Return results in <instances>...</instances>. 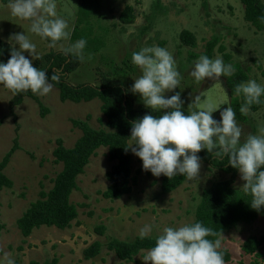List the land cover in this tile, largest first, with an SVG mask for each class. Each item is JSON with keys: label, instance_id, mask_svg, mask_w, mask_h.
<instances>
[{"label": "rangeland", "instance_id": "374dc122", "mask_svg": "<svg viewBox=\"0 0 264 264\" xmlns=\"http://www.w3.org/2000/svg\"><path fill=\"white\" fill-rule=\"evenodd\" d=\"M56 2L58 15L65 18L71 28L70 42L80 38L86 41L85 59L75 71L66 75V81L71 85H98L102 74H108L121 79L130 91L133 79L141 74L140 69L131 63L132 52L157 45L173 55L181 77L178 88L166 91L165 97L179 92L183 101L181 107L188 111L192 110L189 104L197 94L214 103L218 95L216 82L205 78L195 83L189 75L197 59L192 58L191 53H202L205 44L214 37L219 38V44L213 58L220 56L235 71L236 65H240L249 79L264 85V32L257 31L244 19L243 5L239 0H101L100 8L87 24L78 22L81 0ZM7 4L0 2L1 41L9 44L7 38L11 34L25 32L40 53L39 59H32L24 52L33 67L46 53L62 51L59 46L48 48L47 41H40L39 37L28 33V22L12 17ZM127 5L133 7L135 20L124 24L119 16ZM183 30L195 35V47L182 44L180 34ZM13 46L18 48V45ZM220 46L224 47V52L219 51ZM224 54H229L230 59L227 60ZM228 77L222 76L220 83L230 102L226 85ZM131 94L135 106L147 108L138 94ZM11 99V92L0 85V162L16 144L5 168L13 186L0 191V223L5 226L0 231V260L11 257L15 264H44L53 258L57 259V264H145L141 258L146 250L133 260L123 262L106 248V244L112 239H135L144 224L162 228L194 222L192 206L194 203L198 206L203 190L230 177V174L201 161L198 181H184L175 191L164 194L161 176L154 177L142 170L141 160L133 154L132 190L111 200L102 193L109 185L107 174L114 163L108 159L107 148L101 147L78 176L77 188L70 196L78 211L72 225L66 229L42 226L34 229L29 237H24L17 220L39 198L42 189H52L54 178L62 170V164L55 161L53 154L56 141L61 139L66 148H72L82 135L73 120H87L94 129H103L106 128V118L101 112L99 99L80 103L62 101L54 84L47 95H38L39 102L47 109L45 113L39 102L29 97L11 109ZM224 107L227 105H221L213 112L215 119H219V110ZM247 116V122L236 120L241 128V140L249 133L256 134L257 125L264 124V105L256 112L249 111ZM243 183L237 173L233 186L239 189ZM99 227L104 228L103 233L97 230ZM263 234L264 216L251 223H238L225 232L221 237V248L231 254V261L225 264H264V256L245 254L241 248L249 236ZM154 236L155 231L151 237ZM95 241L102 244V251L97 257L86 259L84 251Z\"/></svg>", "mask_w": 264, "mask_h": 264}, {"label": "clouds", "instance_id": "9594fccd", "mask_svg": "<svg viewBox=\"0 0 264 264\" xmlns=\"http://www.w3.org/2000/svg\"><path fill=\"white\" fill-rule=\"evenodd\" d=\"M260 2L264 4V0ZM7 7L12 17L27 21L28 33L39 37L40 41H47L48 48L59 46L65 55L75 56L81 62L85 59L86 41L80 38L70 42L71 28L67 20L58 15L56 0H8ZM257 19L264 23V15ZM7 39L10 56L7 62H0V85L13 95L29 90L35 95H47L53 82H60L62 71L57 68L48 78L44 69L32 66L24 52L32 59H39L40 53L25 32L13 33ZM131 63L141 72L133 79L131 93L138 94L151 112H162L159 116L150 112L131 122L130 142L125 149H130L141 160L142 170L154 177L163 175L170 180L174 176H183L185 182H196L201 167L198 153L202 149L216 159L226 157L227 164L237 170L244 182L239 189L250 197L249 207L259 213L264 208V124L257 125L256 134L249 133L241 140V128L220 83L222 76L234 73L233 66L220 56L200 55L189 75L195 83L205 78L215 81L217 99L213 103L197 94L189 104L192 110L185 113L181 109L183 101L179 92L167 98L164 95L166 91L178 88L181 79L174 57L166 48L141 47L132 52ZM233 94L242 97L239 107L242 115L250 111V106L264 104V85L254 79L236 84ZM221 105L227 107L219 110L217 120L212 114ZM196 206V203L192 206L193 214ZM154 231V245L141 258L145 264L149 261L151 264H225L221 232L200 221L162 228L144 224L138 229V238L150 237ZM0 264H15V260L7 257L0 260Z\"/></svg>", "mask_w": 264, "mask_h": 264}, {"label": "trees", "instance_id": "16d2710c", "mask_svg": "<svg viewBox=\"0 0 264 264\" xmlns=\"http://www.w3.org/2000/svg\"><path fill=\"white\" fill-rule=\"evenodd\" d=\"M57 1V0H56ZM243 5L244 19L250 23L257 31L264 32V23L259 22L257 17L264 15V4L260 0H239ZM7 4L8 0H0ZM101 0H81L78 8V22H89V18L100 8ZM119 19L124 24L132 23L135 20L134 9L127 5L121 12ZM183 45L196 46V38L193 33L183 30L180 34ZM219 44V38L214 37L209 40L204 51L200 54L191 53L192 58L200 55H207L213 58L215 49ZM224 47L220 46L219 51L224 52ZM10 56L9 44L0 40V62H7ZM227 60L229 54H224ZM80 60L75 56L65 55L62 51H50L46 53L42 61L37 63L36 68L44 69L46 77L50 78L55 69H60L63 73L59 83L53 82L59 90L62 101H72L75 103L90 102L93 99L101 101V112L106 118V128L94 129L87 120H73V124L82 131L81 137L72 148H66L61 139L56 141V148L53 151L55 161L62 164V170L53 180V187L49 191L42 189L39 198L32 202L23 215L17 220V226L24 237H29L34 229L42 226L57 227L66 229L78 217L77 207L71 202L70 196L77 188V178L84 172L91 156L101 148H107L108 159L113 162L107 174L109 185L102 193L107 199H119L129 194L132 190V164L133 153L125 148L129 145L131 122L149 114L151 110L142 106H135L133 96L124 86V82L108 74H102L98 85L89 83L71 85L66 81V75L77 69ZM237 70L226 79V85L230 94V105L235 112V119L239 122H247V114L239 112L242 97L233 94L236 84L246 82L249 76L242 70L240 65H236ZM11 92V91H10ZM12 94V93H11ZM29 97L39 102L38 95L31 91L12 94L10 108L20 104L24 98ZM264 99V97H262ZM42 103L39 105L43 113L47 111ZM264 104L250 106V112H256ZM185 113L187 109L182 108ZM166 111V110H165ZM42 113V114H43ZM152 115L159 116L160 110L152 111ZM44 115V114H43ZM16 150V144L6 153L0 162V191L4 188H11L13 181L5 174L10 158ZM198 155L202 162L210 164L213 168L220 169L230 174L229 179H224L212 183L202 192L201 200L195 211V220L200 221L204 226L213 228L214 231L225 232L235 227L238 223H251L259 216H264V208L259 213L249 207L250 197L242 190L233 186L237 176V170L227 164V158L216 159L206 150H201ZM184 182L183 176H174L170 180L161 175V191L164 194L171 193L180 187ZM5 226L0 223V231ZM97 230L103 233L104 228ZM215 239V237H208ZM154 245V237H146L143 240L136 237L131 241L112 239L106 244V248L113 252L116 257L128 262L134 259L143 251H147ZM245 254L264 256V234L260 237L249 236L241 245ZM223 259L225 263L231 261V254L227 249H223ZM102 251V244L98 241L92 243L84 251L86 259L97 257ZM44 264H57V259L53 258Z\"/></svg>", "mask_w": 264, "mask_h": 264}]
</instances>
